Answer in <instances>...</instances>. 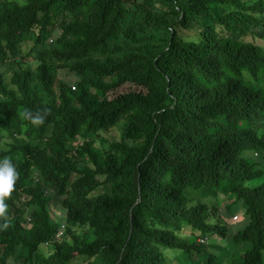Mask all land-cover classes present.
Here are the masks:
<instances>
[{
    "label": "trees",
    "instance_id": "obj_1",
    "mask_svg": "<svg viewBox=\"0 0 264 264\" xmlns=\"http://www.w3.org/2000/svg\"><path fill=\"white\" fill-rule=\"evenodd\" d=\"M256 40L264 0H0V264H264Z\"/></svg>",
    "mask_w": 264,
    "mask_h": 264
},
{
    "label": "rangeland",
    "instance_id": "obj_2",
    "mask_svg": "<svg viewBox=\"0 0 264 264\" xmlns=\"http://www.w3.org/2000/svg\"><path fill=\"white\" fill-rule=\"evenodd\" d=\"M55 36H56V34H55ZM52 40H54V38H52ZM52 40H50V42ZM255 43H258L260 45L261 44L264 45V42L260 41V40H256ZM64 81L68 82V83H72L75 81V79L73 77H67V78H65ZM102 135L107 140H114V139L119 138V132L116 130H111L108 133H103ZM185 196L187 198H200L199 192L198 193L187 192L185 194ZM209 200H210V198H209ZM234 201H235L234 199L227 198L224 195H217V198L215 199V202L218 204V208H219L220 213H222L223 209H225L226 206L230 204L231 207L226 211V217L229 218V216L232 215L230 217V222L233 225H238V224L242 225L245 221V218L243 217L244 216V209H243L240 202L235 204L236 202H234ZM50 211H51L52 215H55L56 218L62 217V214H61L62 210H61V207L59 204L52 202L51 207H50ZM198 241H199V243H201L202 245H204L207 248L208 253H210L214 256L216 255V253H218L219 261L224 262V264H238V262H239L238 253H234L233 248L230 245L225 246L226 245L225 241L220 240L218 237H214V238H205L204 237L203 239H198ZM48 249L49 248L45 245L41 246L38 249L37 254L41 255V256H45L48 252ZM165 253L168 255H172L174 253V251L173 250H166ZM7 264H15V263L11 258H9L7 261ZM71 264H83V259L77 258V259L73 260V262ZM170 264H185V263L181 262V256L179 254H175V255L170 257Z\"/></svg>",
    "mask_w": 264,
    "mask_h": 264
},
{
    "label": "clouds",
    "instance_id": "obj_3",
    "mask_svg": "<svg viewBox=\"0 0 264 264\" xmlns=\"http://www.w3.org/2000/svg\"><path fill=\"white\" fill-rule=\"evenodd\" d=\"M17 178V172L12 163L7 159L0 160V211L6 207L4 200L7 199Z\"/></svg>",
    "mask_w": 264,
    "mask_h": 264
},
{
    "label": "built area",
    "instance_id": "obj_4",
    "mask_svg": "<svg viewBox=\"0 0 264 264\" xmlns=\"http://www.w3.org/2000/svg\"><path fill=\"white\" fill-rule=\"evenodd\" d=\"M62 233H59V235H61Z\"/></svg>",
    "mask_w": 264,
    "mask_h": 264
}]
</instances>
